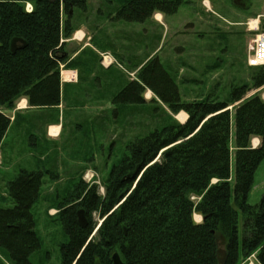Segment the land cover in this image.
<instances>
[{
	"label": "trees",
	"instance_id": "trees-1",
	"mask_svg": "<svg viewBox=\"0 0 264 264\" xmlns=\"http://www.w3.org/2000/svg\"><path fill=\"white\" fill-rule=\"evenodd\" d=\"M118 1L99 5V16L110 10L113 20L144 23L156 12L176 13L183 2ZM27 3L32 10L25 8ZM85 3L0 0V108L12 110L23 97L30 107L59 105L60 64L67 60L61 39L72 35V11H84ZM152 34L146 30L144 45ZM155 46V53L146 58ZM159 49L157 42L144 51L142 65H137L138 59L126 63L128 68L140 67L133 79L127 71L118 81L110 82L107 75L106 82L102 74L92 78L95 86L90 81L92 96L98 91L112 97L114 118L107 112V123H117L120 117L127 135L138 133L140 126L143 130L146 120H166L128 141L127 152L107 174L103 196L96 185L88 187L80 180L56 204L68 236L60 246V264H112L114 251L123 264H248L252 254L253 264H264V193L257 203L247 202L264 159V98L256 93L246 97L250 90L264 88V65L254 67L251 85L233 86L222 101L212 96L185 101L176 73L157 57ZM113 83L117 86L111 89ZM146 90L155 97L146 99ZM149 102H161L163 112L156 109L149 118L142 111L146 119L140 124L138 105ZM180 111L187 114L185 122L174 117ZM35 121L33 117L30 123ZM10 124V117L0 111V146ZM11 136L15 140L5 144L6 150L18 144L26 152L23 146L29 141L34 143L30 148L38 149L33 134L25 139L23 131L12 130ZM253 137L260 138L257 147L251 146ZM20 155V160L27 156ZM47 172L20 166L7 179L6 196L12 206H0V249L10 264H31V254L40 248L31 207ZM94 213L101 220L97 228ZM195 214L201 222L195 221Z\"/></svg>",
	"mask_w": 264,
	"mask_h": 264
},
{
	"label": "rangeland",
	"instance_id": "rangeland-1",
	"mask_svg": "<svg viewBox=\"0 0 264 264\" xmlns=\"http://www.w3.org/2000/svg\"><path fill=\"white\" fill-rule=\"evenodd\" d=\"M122 1L119 0L117 3L121 4ZM182 1L176 13L163 14L164 18H162V21L161 19L159 20L161 23L157 24L156 30L149 25L153 18L147 20L142 26V33H144L145 37H147L145 35L146 30L154 32L150 40L145 38L151 43L150 45L149 42L145 41V54L151 50V46L157 44V42L160 44L157 57H159L163 65L168 64L171 68L170 70L176 73L181 98L185 101H192L197 99L204 100L212 96L222 101L233 86L241 84L251 85L254 68L248 64L246 44L252 36V33L249 32L250 25L254 26V23H258V29L251 30L257 36L264 33V0ZM104 3H108V0H86L84 11L81 8H74L72 15L75 25L84 23L85 16L83 13L89 11L90 15L87 21H90L89 23L92 26L98 24L99 26L96 30L99 35H103L104 31L108 30L107 18L100 17L98 11H101V9L97 11V8L101 4L104 5ZM26 5V9L28 6L29 10H32L31 5ZM160 37L161 41L159 40ZM102 63L107 64V61L104 62L102 60ZM93 72L99 76L96 70H93ZM61 77L64 78V75ZM70 78H72V73ZM92 81V85L95 86V81ZM116 86L113 83L111 89ZM89 88L90 85L88 83L87 89ZM87 89L84 86V82L81 83L78 89V92L83 95L81 99L85 98L84 94ZM149 91H145L144 97L146 99L154 98V94ZM97 92L95 91V95H97ZM254 93L260 94L264 98V88L252 89L246 94V97ZM85 96L87 95L85 94ZM108 100L107 109L110 107ZM157 103L149 102L144 105H138L137 110L140 113L138 120L140 124L143 122L144 117L145 119L146 116L152 118L156 109H158L157 112L159 113L163 112L162 108L164 105L161 102ZM65 106L66 109L70 107L69 103H65ZM232 106L230 105L229 108L231 109ZM79 109L84 110L82 107H79ZM122 109L126 111L127 108ZM0 110L5 111L6 109L0 108ZM93 111L96 112L97 107L93 108ZM142 111L146 116L141 117ZM78 113L76 111L73 115H76V120L74 119L72 123H68L69 115L68 119H65L64 136L60 142L56 144L52 141L40 143L38 149L35 150L33 147H29V145L34 144L30 141L23 146L26 150L23 154L27 155L32 161L29 162V158H27L26 165H28V168H39L49 171L44 175L39 196L31 207L35 221V231L40 239V248L30 256L31 264H60V246L68 241V236L57 218L58 209H56V204L62 201L65 195L80 180L84 181L88 187L96 185L97 193L103 196L105 193L103 184L107 174L111 166L127 152L126 144L128 141L135 136H142L155 127L161 126L166 120L163 118L160 124H157V120H144L143 130L140 126V129H137L138 133L135 134L133 132L127 135L124 128L119 124L121 121L120 117H118L117 123L108 122L107 131H103L98 130L102 127L99 118H94L92 115H88L85 118ZM108 113H110L111 119L114 118L112 109ZM183 116L187 119V114L184 111L174 115L175 119L180 122H183ZM51 133H54V130ZM231 137V152L234 153L232 134ZM10 141H12V136L9 134L7 142L9 143ZM7 142L5 141V144ZM259 144V137L251 139L252 147ZM35 146L37 145L35 144ZM13 148L14 152L5 151L0 156L1 207L12 206L10 197L6 196L7 189L5 185L7 179L11 176L13 177L15 171L25 161L24 159L21 162L19 159L20 153L18 151H20V145L13 144ZM43 152H48V155L45 157ZM50 174H54V176ZM212 182H216V180ZM263 193L264 159L255 171L254 183L249 191L247 202L249 204L257 203ZM92 217L96 222L97 228L101 220L97 213H94ZM201 220L202 217H200L198 222H201ZM252 256L254 255L252 254L246 260L248 264L254 263L255 257ZM0 264H10L8 257L1 249Z\"/></svg>",
	"mask_w": 264,
	"mask_h": 264
},
{
	"label": "crops",
	"instance_id": "crops-1",
	"mask_svg": "<svg viewBox=\"0 0 264 264\" xmlns=\"http://www.w3.org/2000/svg\"><path fill=\"white\" fill-rule=\"evenodd\" d=\"M74 11H72L73 13ZM111 11L107 10V16L105 15L102 18H107V31H104L103 35H99L96 28L99 26H92L87 19H84V23L80 25H75L72 18V26L74 28L72 35L69 38L62 37L61 42H63V48L67 55V60L60 64V102L59 105L51 107H30L26 98H20L16 101L15 107L12 110L2 111L5 115L10 117L11 124L9 126L8 132L5 135L2 145L0 146V156L4 152H14L13 146L8 150L5 149V141L11 131H23L25 139L29 135L36 136L37 146L40 143L45 142H55L58 143L61 141L64 130V121L69 115L68 123L76 120V111H78L83 117L92 115L94 118H99V122L102 127L98 130L107 131V112L113 109L110 96H107L104 93L97 94L92 96L87 89L88 83L90 84L91 78L94 79L95 75L93 70H96L97 74H102L105 77L107 82V75H110V82L113 78L117 79L118 76L128 71L130 77L133 79L136 75V72L140 68L136 66H130L128 68L125 64L133 62V60H139L137 63L142 65L145 61L144 55V38L142 33V26L144 23H134V22H125L122 20H113L110 17ZM75 14V13H74ZM85 17L88 16L87 12L83 13ZM153 16V21L149 22L151 28L154 29L163 17V14L156 13ZM73 16V15H72ZM159 16V17H157ZM157 19H155V18ZM62 26L65 21V15L62 14ZM101 25V24H100ZM139 26V27H137ZM142 33V35H140ZM86 34V35H85ZM86 38H85V37ZM158 46H155L151 50L146 58L152 56ZM109 54L112 58L110 64L102 63V55ZM93 69V70H92ZM73 73L72 78L70 74ZM64 75V78L61 77ZM127 79V80H128ZM126 81V78H125ZM124 81V82H125ZM84 82L85 90L84 99L82 94L78 91L81 83ZM101 88H99L100 91ZM150 92V91H149ZM148 92V93H149ZM151 93V92H150ZM149 96V95H148ZM108 97V98H107ZM107 99L110 103V107L107 109ZM65 103H69L70 107L66 109ZM82 107L84 110L79 109ZM97 107V111H93ZM108 110V111H107ZM75 111V112H74ZM83 111V112H81ZM51 113L48 114L46 118L42 116V113ZM78 113V114H79ZM77 114V113H76ZM186 114V113H185ZM41 115V116H38ZM78 116V115H77ZM80 116V115H79ZM33 117H36L38 121H35L31 124L30 121ZM75 122V121H74ZM77 123V121H76ZM53 128V129H52ZM54 130V133L51 131ZM16 138V137H15ZM13 139V138H12ZM15 140V139H13ZM27 141V140H26ZM18 151L19 153H23ZM41 152V151H40ZM44 153V152H43ZM36 154V152H35ZM45 157L48 155V152H45ZM26 162H22L23 167H27V158L25 156ZM22 161V159H21ZM29 162H32L29 158ZM20 165V164H19Z\"/></svg>",
	"mask_w": 264,
	"mask_h": 264
},
{
	"label": "built area",
	"instance_id": "built-area-1",
	"mask_svg": "<svg viewBox=\"0 0 264 264\" xmlns=\"http://www.w3.org/2000/svg\"><path fill=\"white\" fill-rule=\"evenodd\" d=\"M253 25L254 26L250 25L249 32L252 33V36L247 43L246 50L249 66H257L264 64V33L258 36L254 34L251 30L258 29V23H254ZM107 57L108 56H104V60H106Z\"/></svg>",
	"mask_w": 264,
	"mask_h": 264
},
{
	"label": "water",
	"instance_id": "water-1",
	"mask_svg": "<svg viewBox=\"0 0 264 264\" xmlns=\"http://www.w3.org/2000/svg\"><path fill=\"white\" fill-rule=\"evenodd\" d=\"M112 264H123L118 252L114 251L111 255Z\"/></svg>",
	"mask_w": 264,
	"mask_h": 264
},
{
	"label": "bare ground",
	"instance_id": "bare-ground-1",
	"mask_svg": "<svg viewBox=\"0 0 264 264\" xmlns=\"http://www.w3.org/2000/svg\"><path fill=\"white\" fill-rule=\"evenodd\" d=\"M185 119L186 117L183 116V122L185 121ZM194 217H195V220H197V222L200 220V216L198 214H195Z\"/></svg>",
	"mask_w": 264,
	"mask_h": 264
}]
</instances>
